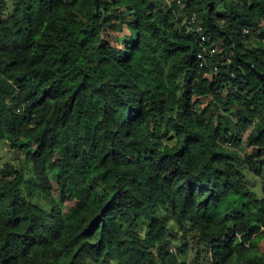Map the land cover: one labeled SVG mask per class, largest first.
I'll list each match as a JSON object with an SVG mask.
<instances>
[{"label": "trees", "instance_id": "trees-1", "mask_svg": "<svg viewBox=\"0 0 264 264\" xmlns=\"http://www.w3.org/2000/svg\"><path fill=\"white\" fill-rule=\"evenodd\" d=\"M0 144V264H264V0H0Z\"/></svg>", "mask_w": 264, "mask_h": 264}, {"label": "rangeland", "instance_id": "rangeland-1", "mask_svg": "<svg viewBox=\"0 0 264 264\" xmlns=\"http://www.w3.org/2000/svg\"><path fill=\"white\" fill-rule=\"evenodd\" d=\"M10 11L13 9V3L12 1L9 2L8 5V10ZM243 144L248 143V133H246L242 139ZM14 163L17 164V160L15 158L14 152L11 150L9 145H1L0 144V165H3L5 163ZM245 179L251 188L256 192L257 196H262L264 195V182L253 175V173L250 172H245ZM174 246V245H173ZM192 246V245H191ZM195 251L191 249L187 255V260L190 262V264H196L198 261L194 258Z\"/></svg>", "mask_w": 264, "mask_h": 264}, {"label": "built area", "instance_id": "built-area-1", "mask_svg": "<svg viewBox=\"0 0 264 264\" xmlns=\"http://www.w3.org/2000/svg\"><path fill=\"white\" fill-rule=\"evenodd\" d=\"M196 18H197V16H196V14L194 13V15H193V21H195L196 20ZM202 40L204 41V40H206V38H205V36H202ZM217 51V48L216 47H213V48H211L210 49V54H213V53H215ZM205 54L204 53H200L199 54V58L200 59H205ZM214 70H215V72H217L218 70H219V65L217 64V63H215L214 64Z\"/></svg>", "mask_w": 264, "mask_h": 264}]
</instances>
